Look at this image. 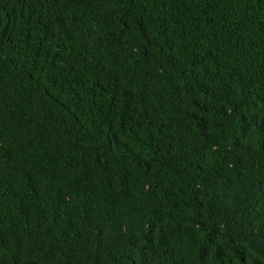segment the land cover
<instances>
[{"label":"trees","instance_id":"obj_1","mask_svg":"<svg viewBox=\"0 0 264 264\" xmlns=\"http://www.w3.org/2000/svg\"><path fill=\"white\" fill-rule=\"evenodd\" d=\"M0 264H264V0H0Z\"/></svg>","mask_w":264,"mask_h":264}]
</instances>
